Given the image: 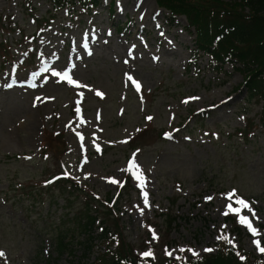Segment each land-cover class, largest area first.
<instances>
[{"label":"rangeland","instance_id":"1","mask_svg":"<svg viewBox=\"0 0 264 264\" xmlns=\"http://www.w3.org/2000/svg\"><path fill=\"white\" fill-rule=\"evenodd\" d=\"M145 1L53 14L47 0H0V264H90L107 245L56 253L86 200L58 196L54 172L91 188L107 225L154 264L214 253L222 230L228 246L264 257L254 243L264 247V104L238 88V64L189 61L187 19ZM233 190L255 215L225 214Z\"/></svg>","mask_w":264,"mask_h":264},{"label":"trees","instance_id":"2","mask_svg":"<svg viewBox=\"0 0 264 264\" xmlns=\"http://www.w3.org/2000/svg\"><path fill=\"white\" fill-rule=\"evenodd\" d=\"M24 1L30 4L32 0ZM48 1L54 11L62 7L69 8L77 1L85 9L96 7L100 3V0ZM156 4L166 8L171 16H184L188 26L194 29L195 50L190 59L196 61L200 53L205 54L214 69H219L218 65L228 61L238 64L237 69L243 78L238 88L247 89L248 95L258 96L264 104V0H156ZM261 119L264 125V111ZM57 136L60 137V134ZM50 186L57 187L58 196H63L66 201L78 197H84L86 200L82 202L84 217L77 222L76 228L71 229L69 233L59 232L56 235L54 248L58 255L72 253L79 245L82 248V257H88L94 250V239L100 237L107 243L106 248L98 253L90 264H154L148 258L134 254L133 248L125 244L118 231L107 225L104 218L107 205L101 207L93 203L91 197H94L95 193L91 188L84 187L68 173L53 179ZM99 200L102 202L100 198ZM163 215L168 219L170 214ZM98 220L104 225L100 224L101 230L99 236H96L92 231ZM172 221L173 219L170 220ZM231 224V231L239 235L242 231L232 221ZM77 232L83 237L75 236ZM222 232L226 237V232ZM113 244L114 249L110 247ZM252 254L242 247L236 249L228 246V242L223 239L214 253L190 256L187 259L182 255L181 258L168 260L165 264H264V257ZM241 255L244 259H240Z\"/></svg>","mask_w":264,"mask_h":264},{"label":"snow or ice","instance_id":"3","mask_svg":"<svg viewBox=\"0 0 264 264\" xmlns=\"http://www.w3.org/2000/svg\"><path fill=\"white\" fill-rule=\"evenodd\" d=\"M57 75H60V74L53 72V76H57ZM61 79H68V82L69 83H72V80L69 77L68 73H64L63 75H61ZM129 79L133 81V84H134L136 90L139 91L140 88H141V85L139 84V82L134 81L132 77H129ZM190 99H192V98H190ZM185 102H187V101H185ZM146 119L151 120L152 118L151 117H147ZM166 135H168V134H166ZM131 163L132 162H130V167H131ZM233 196H235V190H233L232 193L227 194V199L229 200V204L227 205V209H226V213L225 214H228V212L230 211V212H233V213H236L237 215H239V213L241 212L242 209H247L248 211L253 212V210L251 209V206H250L249 202L244 201L241 198H237L235 201H233V199H232ZM233 203L238 204L239 207L233 208L232 207V204ZM253 215H255L254 212H253ZM239 222L242 223L249 230V232L253 236L258 235L259 230L258 229H255L252 226V224L249 221L248 217L239 216ZM221 238L226 239V237H218V239H221ZM254 243L257 244V248H258L259 251L264 252V247H261L260 246L259 241L254 240ZM180 251H184V249H180ZM189 251H192V250H189ZM205 251H211V250L210 249H206ZM151 255H152V253H151L150 250L148 252H145V253L142 254L143 257H149ZM193 255H196V253L193 252ZM0 256H3V253H0Z\"/></svg>","mask_w":264,"mask_h":264},{"label":"bare ground","instance_id":"4","mask_svg":"<svg viewBox=\"0 0 264 264\" xmlns=\"http://www.w3.org/2000/svg\"><path fill=\"white\" fill-rule=\"evenodd\" d=\"M142 3H143V2H142ZM148 3H149V1L146 0V1H145V4H148ZM139 4H140V3H139ZM142 6H143V7H142L141 12L143 11L144 3H143ZM134 37L136 38V36H134ZM134 42H135V44H134ZM137 42H138V41H137L136 39H134V41L132 42V44H134V46H135L136 44H138ZM126 49L128 50V46L126 47ZM164 49H165V51L162 52V53H160V54H158V56H157L156 58H157V59H161L162 61L166 62V59H165V57H164L163 54H167V52H170V50H173V49H171L170 46H167V48H164ZM194 101H195V100H194ZM195 102H197V104L201 105L199 101H195Z\"/></svg>","mask_w":264,"mask_h":264}]
</instances>
